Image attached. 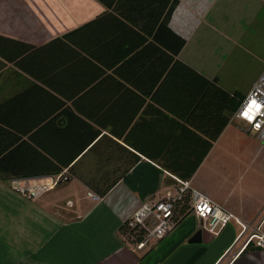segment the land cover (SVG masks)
<instances>
[{"label": "crops", "instance_id": "crops-1", "mask_svg": "<svg viewBox=\"0 0 264 264\" xmlns=\"http://www.w3.org/2000/svg\"><path fill=\"white\" fill-rule=\"evenodd\" d=\"M229 4L0 0V264H264L256 238L244 250L264 235V144L233 112L210 145L227 109L184 67L249 92L258 78L238 91L210 67ZM56 168L70 180L20 191ZM188 174L233 217L213 234L190 211L130 245L125 221ZM87 183L112 186L94 200Z\"/></svg>", "mask_w": 264, "mask_h": 264}, {"label": "built area", "instance_id": "built-area-1", "mask_svg": "<svg viewBox=\"0 0 264 264\" xmlns=\"http://www.w3.org/2000/svg\"><path fill=\"white\" fill-rule=\"evenodd\" d=\"M253 101L256 102L255 105H253ZM234 117L244 121L249 126V131L257 135L261 143L264 144V73L253 83L235 111ZM59 177H51L42 187L45 185L54 186ZM173 179L175 184L165 191L159 201L152 204L142 203L125 221L126 232L123 238L136 249H144L166 235L174 225L173 215L176 203L185 193L190 194L191 211L199 219L203 230L216 234L219 228L233 217V214L222 205L194 189L190 181H183L176 176ZM39 187L31 192L33 196L42 191ZM21 190L23 191V189ZM88 196L94 200L98 199V196L91 192H88ZM243 227L246 229V226L243 225ZM253 238L257 239V245L264 247V235H258L257 232H253L249 236L246 245Z\"/></svg>", "mask_w": 264, "mask_h": 264}, {"label": "rangeland", "instance_id": "rangeland-1", "mask_svg": "<svg viewBox=\"0 0 264 264\" xmlns=\"http://www.w3.org/2000/svg\"><path fill=\"white\" fill-rule=\"evenodd\" d=\"M246 1H249L247 7L244 4ZM262 3L264 0H230V4L222 8L224 24L211 25L217 30L218 36L217 45L213 48L214 58L217 61L210 67H217L219 79L231 83L238 91L246 89L253 80L264 73V4ZM42 185L44 183L37 184L42 191L57 186V184L52 187L48 185L42 187ZM19 188L21 192L33 197L31 192L35 187L23 185ZM56 204L53 207H56ZM63 205H67L65 201L58 200L57 207Z\"/></svg>", "mask_w": 264, "mask_h": 264}, {"label": "trees", "instance_id": "trees-1", "mask_svg": "<svg viewBox=\"0 0 264 264\" xmlns=\"http://www.w3.org/2000/svg\"><path fill=\"white\" fill-rule=\"evenodd\" d=\"M177 0H170V13L172 12L174 6L176 5ZM166 25V24H165ZM183 39L179 38V47L181 48L183 46ZM179 65L183 66L182 63L178 62ZM184 67L187 69L188 73H192L194 74L196 77L202 79L204 82L207 83V91L211 90L212 92L215 90L218 98H219V102L223 99V107L227 109V113L226 115H219V126L217 128V133L212 135L210 138V145L212 144V142L217 138V136L220 134L221 130L224 128V126L227 124V122L230 119V115L237 110L238 106L240 105V101L243 100V98H241V96L238 93H230L226 90H224L223 88H221L220 86H218L216 84V78H212V79H207L204 76L200 75L199 73H197V71H195L193 68L189 67L188 65H184ZM210 85V86H209ZM62 168H56V169H50V170H46L44 172V174H50L52 175L54 178L57 176H60V178L62 177H66L67 175L65 174V172H62ZM126 169H123V173L125 172ZM50 172V173H49ZM28 175V174H27ZM32 176V175H30ZM38 176V175H37ZM190 174L188 175H181V177H178L179 179L185 181L188 180ZM2 177V176H1ZM68 177V176H67ZM4 178V177H3ZM16 178V177H13ZM58 179V180H59ZM59 183L57 182V185ZM87 187L92 190L96 196H102L104 195L108 189L112 186V184H94V183H87L86 184ZM190 201V194L189 193H185L181 199H179L176 203V207H175V211H174V215H173V220H174V224H176L181 218H183L185 216V214L188 212H190V208L188 206ZM126 232V224L124 223L121 227V233L122 235H124V233ZM257 246H253L251 242H249L246 247L244 248V250L246 249H251Z\"/></svg>", "mask_w": 264, "mask_h": 264}, {"label": "water", "instance_id": "water-1", "mask_svg": "<svg viewBox=\"0 0 264 264\" xmlns=\"http://www.w3.org/2000/svg\"><path fill=\"white\" fill-rule=\"evenodd\" d=\"M65 180H70V178L69 177H62V178H60L59 180H58V183H62L63 181H65Z\"/></svg>", "mask_w": 264, "mask_h": 264}, {"label": "snow or ice", "instance_id": "snow-or-ice-1", "mask_svg": "<svg viewBox=\"0 0 264 264\" xmlns=\"http://www.w3.org/2000/svg\"><path fill=\"white\" fill-rule=\"evenodd\" d=\"M252 103H253V105H255V104H256V102H255V101H253ZM257 107H259V106L257 105ZM246 115H247V113H246Z\"/></svg>", "mask_w": 264, "mask_h": 264}]
</instances>
